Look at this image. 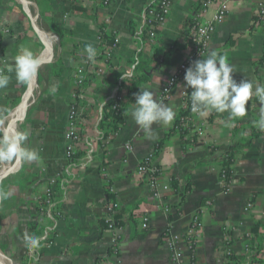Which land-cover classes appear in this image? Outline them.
Returning a JSON list of instances; mask_svg holds the SVG:
<instances>
[{"label": "crops", "instance_id": "0c3cea01", "mask_svg": "<svg viewBox=\"0 0 264 264\" xmlns=\"http://www.w3.org/2000/svg\"><path fill=\"white\" fill-rule=\"evenodd\" d=\"M157 1L109 0L104 7L102 0H0L1 55L12 63L19 48L28 47L42 62L34 82L20 84L13 73L8 87L0 89V134L26 130V146L40 154L39 161L15 160L0 180V190L10 193L0 201V258L6 264H171L165 239L181 240L195 215L201 230L192 264H228L227 253L248 263L250 252L249 264H264V131L253 125L259 118L257 99L231 126L225 123L227 112L200 115L203 138L194 145L173 131L183 107L184 83L179 81L163 101L175 111L174 120L170 126L154 124L155 139H148L129 114L120 131L103 140L106 106L119 91L121 77L144 72L147 80L138 93L149 88L160 100L162 88L187 59L193 19L209 20L216 7L201 16L204 0H175L150 39L144 14ZM221 1L229 14L216 25L209 49L228 58L237 82L264 84L255 69L264 54V29L255 18L260 0ZM103 26L118 44L108 62L98 58L91 63L84 48L92 44L98 54ZM169 48L175 49L164 57ZM139 61L143 64L136 69ZM79 69L86 80L76 106L80 139L77 157L68 159L64 134ZM234 126L245 129L234 133ZM227 152L234 157L228 188L220 182L219 163ZM148 157L157 182L171 188L160 202L136 173ZM9 167L10 161H0V173ZM51 181L54 210L45 214L39 198ZM108 193L119 221L115 244L112 231L100 224L111 204ZM145 216L148 224L142 229ZM25 233L39 238L38 250L29 251ZM246 234L253 238L248 251ZM190 255L183 249L185 262Z\"/></svg>", "mask_w": 264, "mask_h": 264}, {"label": "clouds", "instance_id": "9594fccd", "mask_svg": "<svg viewBox=\"0 0 264 264\" xmlns=\"http://www.w3.org/2000/svg\"><path fill=\"white\" fill-rule=\"evenodd\" d=\"M87 60L95 63L97 50L92 44L84 48ZM41 60L28 47H20L12 63L0 58V89L8 87L11 75L20 84H30L36 80L41 67ZM234 66L228 58L209 49L206 58L195 60L185 70L184 87L190 88L191 111L201 116L211 112L228 113L227 126H231L234 118L245 117L252 108L253 98L259 102L258 120L254 127L264 131V84H254L251 79H234ZM124 79V77H121ZM251 102V103H249ZM246 105L248 107L246 108ZM131 115L136 125L148 139H155L154 124L170 126L175 111L163 101L158 100L149 88H140L135 95V102L125 115ZM29 133L26 130H14L0 134V161L34 162L39 161L40 154L34 148L26 146ZM10 193L0 190V201L8 199ZM25 242L29 251L38 250L41 241L36 236L25 233Z\"/></svg>", "mask_w": 264, "mask_h": 264}, {"label": "built area", "instance_id": "2783aa9c", "mask_svg": "<svg viewBox=\"0 0 264 264\" xmlns=\"http://www.w3.org/2000/svg\"><path fill=\"white\" fill-rule=\"evenodd\" d=\"M175 0H158L154 6L146 8L144 14V21L146 26H151L149 33V38H154L155 29L162 27L165 24L167 16L170 13L172 3ZM109 3V0H102V5L106 7ZM215 5V11L212 17L209 20H200L199 18L193 19V23L191 26V32L189 35V52L187 55V59L179 64L175 73L169 78L165 86L162 88L160 92L159 99L164 101L168 98L170 94L171 87L179 81H184L185 70L191 65V63L195 60L203 58L209 49L210 42L212 36L214 34L216 25L221 23L225 17L229 14L228 7L225 2L221 0H204L202 7V14L206 12V10ZM256 12V22L258 26H261L264 29V0L258 1L255 8ZM108 21V17L106 22ZM7 34V32H4ZM101 33H98V38L100 40ZM118 44V39L114 37L113 44L111 48L105 53L103 56L104 61L108 62L112 58L113 52L116 50ZM0 58H4L1 55L0 48ZM5 59V58H4ZM6 60V59H5ZM77 75L75 79V88H81L83 85L84 75L81 69L77 70ZM191 89H186L182 92V102L183 108L187 110L186 114L180 117L177 123L174 125V129L177 131L178 128L182 129L186 133V137L193 136L192 140L194 143H200L203 138L204 132V124L199 122V114H194L191 111V99H190ZM72 99H76L75 90L72 93ZM121 100L119 96L116 94L113 95L110 99L111 109L115 110L117 108V103ZM65 140V155L68 159H70L75 154V144L77 143V108L74 102L70 105L68 113H67V130L64 134ZM109 140V138H107ZM125 148L127 150H131V146L126 145ZM136 173L138 176L145 178L147 180V186L151 193V196L158 202L163 200V195L166 192L171 190L170 185L159 184L157 182V170L153 165V158L148 157L136 168ZM220 182L226 188L230 186L231 179H227L225 174H220ZM54 181H51L49 187L44 191L43 195L39 198V207L40 211L45 214H50L54 210L53 199L55 195L54 191ZM247 207H250V204H247ZM110 215H113V206L108 205L106 208V218L105 222L107 224V230L112 231L111 243L115 244L118 236L116 235L117 227L112 225V219ZM104 216V217H105ZM148 224V218L145 216L142 218L141 228L146 229ZM201 230V221L198 215H195L189 224L188 229L186 230L184 236L180 239L174 237H166L165 245L167 246L169 258L171 264H192V255L194 253L198 236ZM246 243L244 245L245 251H248V241L251 236L246 234L244 236ZM183 249H186L191 255L188 261H184L183 258ZM230 253H227L229 255Z\"/></svg>", "mask_w": 264, "mask_h": 264}, {"label": "trees", "instance_id": "16d2710c", "mask_svg": "<svg viewBox=\"0 0 264 264\" xmlns=\"http://www.w3.org/2000/svg\"><path fill=\"white\" fill-rule=\"evenodd\" d=\"M101 4H102V2H101ZM150 27L151 26H147L148 32L151 29H153ZM98 32L101 33V36H100L98 54H97L96 59L103 58L105 53L111 48V46L113 44V40H114L113 34L109 31H107L105 26L100 27ZM174 49L175 48H169L167 51H165L163 53V56L164 57L170 56L173 53ZM142 64L143 63L141 61L137 62V65H135L136 69H138L139 66H141ZM255 69H256V75L258 76V78L260 80H264V54L262 55L260 60L255 64ZM138 72H137V74H136V72H134V74L127 76V77H124V79H121V81L119 82V91L116 93V95L119 96L121 98V100L117 103V108L115 110L111 109V102L109 100V102L106 106V112H105L104 117H103V120L105 122V125H104V127H105L104 131L105 132L103 135V140L109 138L110 136L117 134L120 131V129L122 128V126L124 125L125 113L128 112V109L130 108V106L133 105V103L135 102V95L138 94L139 87L141 86L142 83H145L147 80V75L144 72H139V73ZM85 82H86V80L84 79L82 87L81 88H79V87L75 88V94H76V99L74 101L75 106H77V97L80 95L81 89L84 88ZM186 112H187V110L182 107L180 112L178 113V115L176 117L175 124L177 123V121L180 117H182L186 114ZM244 129H245L244 126H234L233 131L235 133V132L240 131V130L243 131ZM173 131H176V130L174 129ZM173 131H171L169 134H167L166 137L171 135ZM176 133L179 134V136L181 138L188 139V138H185L186 133L182 129L178 128ZM77 136H78V140H77V143H78L79 139H80V133L78 131V127H77ZM192 137L193 136H189V138L191 140L193 139ZM164 141L165 140H162L159 145L161 146V144H163ZM76 144H75V146H76ZM194 145H197V143ZM75 157H77V154L73 155L70 159H73ZM233 159H234V157H233L232 153L227 152V153H225V156L219 162L220 163V174H225L227 179H231L230 165L233 163ZM143 179H145V178H143ZM145 181L147 184L146 179H145ZM172 188L174 190H175V188H177V185L175 182H173ZM185 190H187V189H185ZM111 196H112L111 194H109V193L107 194V199H108V201L110 200L109 201L110 203L112 202ZM110 205H112V203ZM105 218H106V216L101 220L100 224H101V227L103 229L107 230L108 228H107V224L105 222L106 221ZM110 218L112 219V225H115L117 227V225L119 224V221L117 220L116 216L110 215ZM252 239L253 238L250 239V242ZM249 249H250V247H249ZM249 258H250V260L247 263V262H245V258H240V257L234 256L233 254H229V255H226V262L228 264H249L251 262V260L253 259L251 252H250ZM29 259H31L30 262H32L33 258H29Z\"/></svg>", "mask_w": 264, "mask_h": 264}, {"label": "water", "instance_id": "95a60500", "mask_svg": "<svg viewBox=\"0 0 264 264\" xmlns=\"http://www.w3.org/2000/svg\"><path fill=\"white\" fill-rule=\"evenodd\" d=\"M31 93V92H30ZM30 93H29V95H30ZM23 106H25V104H22V106L21 107H23ZM21 107H20V109H21ZM19 109V110H20ZM12 124H14V122L12 123ZM17 161H19V160H17ZM13 170V167L11 166V167H9L8 169H7V171H3V172H1L0 173V180L5 176V174H7L8 172H11ZM0 264H6L1 258H0Z\"/></svg>", "mask_w": 264, "mask_h": 264}, {"label": "rangeland", "instance_id": "374dc122", "mask_svg": "<svg viewBox=\"0 0 264 264\" xmlns=\"http://www.w3.org/2000/svg\"><path fill=\"white\" fill-rule=\"evenodd\" d=\"M16 161H10V167L15 164Z\"/></svg>", "mask_w": 264, "mask_h": 264}, {"label": "bare ground", "instance_id": "6f19581e", "mask_svg": "<svg viewBox=\"0 0 264 264\" xmlns=\"http://www.w3.org/2000/svg\"><path fill=\"white\" fill-rule=\"evenodd\" d=\"M50 42V41H49ZM16 115V114H15ZM15 119V118H14ZM12 126V125H11ZM16 127V126H15ZM8 129V128H7ZM12 131V130H11ZM14 131V130H13ZM8 133V132H7Z\"/></svg>", "mask_w": 264, "mask_h": 264}]
</instances>
